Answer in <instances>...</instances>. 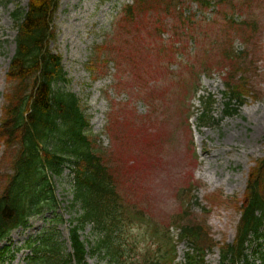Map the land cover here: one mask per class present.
Returning <instances> with one entry per match:
<instances>
[{"label": "rangeland", "instance_id": "rangeland-1", "mask_svg": "<svg viewBox=\"0 0 264 264\" xmlns=\"http://www.w3.org/2000/svg\"><path fill=\"white\" fill-rule=\"evenodd\" d=\"M192 1L164 0L146 14L135 11L132 22L125 8L135 7V0H60L50 49L62 58L69 80L57 88L81 100L89 121L87 133L118 166V182L127 195L123 198L131 209L141 211L142 223L151 224L150 219L158 228L180 230L183 221H204L214 242L222 246L235 240L238 202L250 172L264 159V0H233L208 10ZM28 4L29 0H0V120L16 51L12 13L17 8L26 11ZM230 16L236 24L228 22ZM243 22L255 23L253 35L248 28L238 30ZM227 52L242 57L244 65L235 73H248L244 83L253 92L231 116L224 96L226 75L233 73ZM210 96L216 103L202 124ZM4 152L0 146V175L6 167ZM72 168L70 162L60 177L53 178L62 221L50 223L46 214L31 220L28 229L14 231L13 264H28L27 251L18 249L30 238L47 234L48 228L65 244V253L72 250L71 222L81 213L71 207ZM135 231L128 230V235L135 236L131 242L144 253L152 242ZM81 235L85 241L95 240L90 225ZM260 244L264 248V240ZM177 246V263L182 264L188 245ZM252 249L250 245L247 252L251 259ZM220 262L218 247L207 251L206 264ZM88 264L106 261L88 257Z\"/></svg>", "mask_w": 264, "mask_h": 264}, {"label": "trees", "instance_id": "trees-1", "mask_svg": "<svg viewBox=\"0 0 264 264\" xmlns=\"http://www.w3.org/2000/svg\"><path fill=\"white\" fill-rule=\"evenodd\" d=\"M59 1L30 0L26 11L17 8L12 14L18 32L0 122V145L5 149L6 165L0 175V243L15 229L27 228L33 217L46 210L56 211L59 204L50 175L60 176L71 162L76 172L75 202L83 207L71 233L73 252L65 253L64 244L54 234H47L29 242L28 247L34 252L31 264H87L88 255L103 256L108 264H174L176 248L167 229L156 226L151 234L154 239L149 240L153 246L144 253L139 252L135 241L131 242L135 236L132 239L128 230L148 234L147 227L134 221L142 213L126 203L123 197L127 195L122 193L117 178L118 166L97 150L94 139L87 134L89 121L81 101L75 94L57 88L68 82L62 58L50 49L56 39L54 22ZM135 1V7L126 11L132 22L135 11L146 14L153 7L160 8L164 0ZM195 1L207 8L212 1L221 7L234 2ZM251 28L256 31L255 23L238 26V30L245 29L253 35ZM226 56L231 59L229 54ZM230 64L233 73L226 82L227 115L237 111L233 104L242 106L253 93L244 83L248 73H235L237 66L244 65L242 57L234 55ZM238 205L241 219L237 237L233 244L220 247L221 264H255V260L264 264V248L259 244L264 239V159L250 172L245 195ZM89 223L98 234L93 246L83 241L79 233ZM181 239L195 251L194 255H187L186 264H205L206 252L217 247L205 222L183 221ZM253 244H257L256 248ZM250 245L254 261L247 254ZM7 253V249L2 251L0 259Z\"/></svg>", "mask_w": 264, "mask_h": 264}]
</instances>
